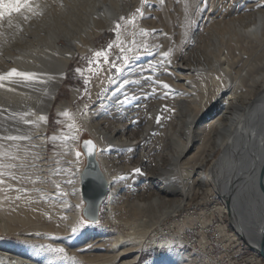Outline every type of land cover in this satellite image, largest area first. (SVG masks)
<instances>
[{
    "label": "rangeland",
    "instance_id": "374dc122",
    "mask_svg": "<svg viewBox=\"0 0 264 264\" xmlns=\"http://www.w3.org/2000/svg\"><path fill=\"white\" fill-rule=\"evenodd\" d=\"M96 1L81 0L86 9L76 10L80 13L76 18L84 20L82 23L74 26L61 20L68 31L78 36L86 32L87 19H96L105 13L116 17L113 25L96 33L92 39V49L89 50L84 41L76 50L47 114L43 143L30 138L29 133L36 131L35 127L29 130L34 126V120L24 118V113L29 102L36 107L47 97L51 82L46 76L52 75L53 62L46 57L28 55L26 49L28 44L37 41V36L48 44L54 41V36L41 35L40 31L45 30L42 27L48 25H40L42 21L35 23L32 18L46 17L42 6H38L36 15L33 9L31 12L22 10L0 21V73L3 75L15 68L21 72L39 74L37 81L26 82L21 77H14L4 81L5 85L0 87V116L13 114L15 119L20 117L23 122L30 121L24 130H12L15 125L13 120L0 124V241L19 242L11 234L25 231L38 236L46 235L47 230L52 229V224L60 220L63 225L69 224L71 228L65 225L67 230L78 229L75 236L78 247L87 248L89 245L101 252L109 248L115 237L124 231L123 226L113 225L110 207L116 209V215L121 220L136 214L146 215L149 220L180 204L185 198L182 206L161 222V233L145 240L143 245L146 248L142 249L138 264L159 258L166 252L153 248L154 241H172L176 246L180 243L176 248L192 255L195 264H264V256L239 234L244 231L232 224V215L230 219L225 206L228 203L217 193L212 182L182 183L172 173L173 162L179 157L188 166L202 163L201 176L210 174V168L222 156V149L213 148L211 140L206 139L207 135L200 128L203 129V125L213 119L217 112L191 132L188 109L169 97L170 107L166 110V101L159 97L162 90L167 89H176V94H181L190 83L196 81L198 74L193 72L196 78H190L192 73L183 68L196 69L207 64L206 44L215 38L212 33H207V29L225 27L224 32H227V27L242 21L250 13L245 6L247 0H121L119 7L113 4V10L107 12L92 10ZM62 4L70 5V2L62 0ZM138 8L139 13L136 12ZM25 16H28L27 20ZM117 23L120 24L119 29L116 28ZM184 26H188L186 35L181 33ZM51 29L60 34L55 24ZM221 33L216 35L221 37ZM104 36L108 38L105 40ZM59 37V44L67 46L66 38ZM110 44L113 47L108 50ZM100 50L108 52L110 60L121 68V72H116L111 64L103 61L99 65H89L88 61ZM165 51L169 52L167 58L163 56ZM258 52L255 54L258 64L256 75L261 77L260 83L263 84L264 53L261 48ZM125 55L129 58L127 64L123 63ZM39 59H44L45 63ZM26 60H32L36 65L31 66ZM77 69L82 71L77 72ZM175 73L190 75L180 81L174 78ZM85 81L88 83L85 84ZM18 83L20 89L12 86ZM164 84L168 87H163ZM260 88L259 85L258 90ZM25 90L33 92L36 99L30 101L31 97ZM102 102L107 105L100 106ZM61 103H67L68 108L63 114H58L57 107ZM88 120L96 130L98 125L105 123L107 135L98 139L90 130ZM114 129L117 133L111 135ZM73 130L79 134L77 147L74 141L77 135L73 134ZM10 136L22 139H7ZM87 139L97 144L98 157L99 154L105 155L104 167L113 173L115 186L118 187L117 195L113 196V187L109 185L97 223H90L84 218L82 212L86 204L76 183L79 180L81 190L80 175L86 162L81 142ZM39 152L44 154L40 162ZM77 152H80L79 158L83 160L79 179L74 169ZM99 162L103 170L101 157ZM136 168L141 169L139 174L133 172ZM1 171L6 172L2 174ZM238 187L240 204L245 184L240 182ZM37 188L42 192L41 198L49 215L40 228L33 227L32 222L37 212L31 205H26L35 200L34 190ZM4 206L12 208L11 215L4 213ZM22 219L31 222L20 221ZM199 225L206 229L196 227ZM44 227L47 229H42ZM246 230L250 234L256 232L254 228ZM99 235L105 237L101 245L97 242ZM252 236L256 243L262 241L255 234ZM50 242L54 244L52 240Z\"/></svg>",
    "mask_w": 264,
    "mask_h": 264
},
{
    "label": "bare ground",
    "instance_id": "6f19581e",
    "mask_svg": "<svg viewBox=\"0 0 264 264\" xmlns=\"http://www.w3.org/2000/svg\"><path fill=\"white\" fill-rule=\"evenodd\" d=\"M67 1L70 2V5H63L62 0H33L32 9L35 12L34 15H36L38 6H42L46 16L45 18H42V16H34L32 17L33 20L36 21L35 23L42 21L43 23H39L40 25H48L47 27H42L45 30H41L40 34L46 33L47 35L54 36V41L52 40L50 44L41 41L39 36H37V41L28 44L26 49L28 55L38 58L46 57L52 59L53 62L51 64L53 73L50 76H46L51 82V88L46 92L47 97L36 107L29 102L26 107L27 111L24 113V115L27 113L24 118L31 117L34 120V126L30 127L29 130L33 127L36 130L28 135L31 139L35 138L36 141L41 140L42 143L46 134L47 114L55 102L56 93L63 84L67 67L76 50H79L81 45L84 44V41L88 44L87 48L89 50L92 49L94 46L92 39H94L96 33L104 28H109L114 24L116 18L111 16L110 13H105L106 15H102L96 19L90 16L91 19H87L86 21L88 26V28H85L86 32L75 36L74 32L67 30L61 23V20L75 24L74 26L82 23L84 20L76 18L80 14L76 10H85L86 6L81 4V0ZM120 1L97 0L92 10L96 12H107L108 10H113V4L119 7ZM245 2H247L246 5L244 4L246 9L250 11L248 16H253L254 18L250 19L248 16H245L242 21L234 22L235 24L227 27V32H224L226 29L223 28L225 27H221L222 29H215L213 27L207 29V33H212L215 36L211 43L208 42L206 44L207 64L196 69L183 68V70L192 73L190 78H196L193 72L198 74L196 81L189 85L187 82L188 87L181 94L177 95L176 89H167L162 90L163 93L159 97L162 98V101H166L167 104L164 103L166 109L170 107L169 97H173L176 104L179 103V105L188 109L191 115L189 126V131L191 132L193 129L199 127L200 123H203L213 113L217 112V115L213 119L208 120L206 122L207 124L203 125V129L200 128V131H204L207 135L206 139L211 140L213 148L217 147L218 149H222V156L210 168V174L208 176H201L200 173L203 169L202 163L198 162L193 166H188L179 157L173 162L172 173L177 177L176 180L182 183L191 182L195 184L199 182L201 184L204 180L212 182L215 189H217V193L223 196L224 202L227 201L228 203V205L225 203V206L229 214L232 215V224L241 231H244L242 233L239 232V234L243 239L250 242L256 251L264 254V83H260L261 77L256 75L258 72V64L256 61L257 56H255V54H259L258 51H260V48L264 53V0H247ZM88 11L90 12V10ZM256 22L257 24L254 26ZM54 24L60 34H57L51 29ZM187 28L188 26H184L181 31L182 35H186ZM217 33H221L222 36H217ZM56 35L58 37H55ZM59 36L66 38L67 46L59 44ZM39 60L44 62V59ZM26 62L31 66L36 65L32 60H26ZM190 73H175L174 78L176 77L178 80L183 81L185 80L184 77H189ZM0 75L2 74L0 73ZM18 81L20 82V80ZM259 85L261 87L260 90H258ZM12 86L18 89L21 87L19 83L13 84ZM25 92L29 93L31 97L30 101L36 99L33 92L29 90H25ZM124 100L127 102V98ZM203 102L204 105L202 106ZM103 105H107V103ZM67 108V103H61L57 107V113L63 114ZM40 116H44L45 119L40 120ZM14 119L13 114H1L0 124L3 123L4 125L13 120L15 125L12 130L26 129L28 123L23 122L20 117ZM88 121L91 126L90 130L98 139L107 135L108 132L106 131V126H104L105 123L98 125L96 130L90 120ZM101 127L104 129L102 130ZM76 131L73 130L74 135ZM116 133L114 129L111 135H115ZM76 135L77 137L74 140L75 147H77L79 142V134L77 133ZM43 156L44 154L39 152V162L42 158L44 159ZM100 157L103 160L102 164L104 167L105 155L99 154L98 162L100 161ZM82 165V157L79 159L76 158L74 169L78 179ZM103 170L102 172H104L103 175L107 183L106 195L109 185H111L114 190L113 196H116L118 187L115 186L113 180L115 176L105 167ZM5 172L1 171L2 174ZM240 182L245 184V190H242V197L239 204L237 191ZM76 183H78L77 189L80 193L79 180ZM260 185H262V188H260ZM34 191L35 200L31 203L28 201L29 203H26V205H31L32 209L37 212L32 222H34L33 227L37 226L40 228L48 220L49 215L46 212L47 208L41 198L42 192L40 188ZM184 199H182L180 204L172 206L173 208H169L163 211V213L161 212V214L158 213L159 215H155L153 218L149 216V220L146 219V215L140 216L138 214L128 216V219L121 220L116 215V209L110 207L109 214L113 225L123 226L124 231L115 237L109 248L101 252L95 251L96 248H90L89 245L87 248L89 247L90 249L78 247L76 245L77 234L73 235L71 229L67 230L65 228L67 227L65 225H68L69 228V224L63 225L62 222L60 223V220H56L52 224V229L50 228V231L47 230L48 234L46 235L38 236L31 231L11 234L19 242L5 243L0 241V264H136L142 249L146 248V245H143L145 240L149 236H155V234L161 233V222L168 216L174 214L182 206L183 202H185ZM22 208L24 210V207ZM4 209L3 211L6 214L11 215L13 212L11 207L4 206ZM20 221L31 222L27 219ZM196 227L206 229L201 225ZM249 228H254L256 232L253 231V233L250 230L252 234L250 232L248 233L246 229ZM42 229L46 230L47 228L44 227ZM253 234L262 241L256 243L252 236ZM99 236L100 238H98L97 242L101 245V242L103 243L105 241V237L103 235ZM50 240L53 241L54 246ZM179 244L177 245L178 248ZM177 246L172 241H154L153 248L164 249L166 252L161 257L149 259L142 264L196 263L192 255L186 251L178 250L176 248ZM54 248H64L65 251L64 253H57L52 251Z\"/></svg>",
    "mask_w": 264,
    "mask_h": 264
},
{
    "label": "snow or ice",
    "instance_id": "6c2138e0",
    "mask_svg": "<svg viewBox=\"0 0 264 264\" xmlns=\"http://www.w3.org/2000/svg\"><path fill=\"white\" fill-rule=\"evenodd\" d=\"M33 8V0H0V21H3L5 17L11 16L13 13H21L22 10H26L31 12ZM136 12H140V9H136ZM25 20L28 19V16L24 17ZM121 19H124L121 17ZM9 25H11V21H9ZM116 28H120V24H116ZM113 46L110 44L108 45V50H111ZM163 56L167 58L169 56V52L165 51L163 53ZM103 61L105 64H111V67L115 69L116 72H121V68L116 65V63L112 62L108 56V52L106 50H100L96 51L94 53V56L91 60L88 61L89 65L92 64H97L99 65L100 62ZM129 62V58L125 55L123 57V63L127 64ZM77 72H81V69H77ZM14 77H21L23 78L24 81L26 82H33L37 81L39 79V74L34 73V72H21L18 71L17 69L13 68L10 71H8L6 74L0 75V87H3L4 81H10ZM159 83V80L157 79L156 81ZM88 81H85V84H87ZM163 87L167 88L168 85L164 84ZM167 110V109H166ZM27 115V113L25 114ZM67 115V113H65ZM44 116H40V120H44ZM30 121H25V123H29ZM9 140H16V139H22L20 137H15V136H10L7 137ZM74 139V138H73ZM85 146L88 147V155L92 156L94 155L93 149L95 148V145L93 144V141L91 140H86ZM77 158L80 156V152L76 153ZM134 173L139 174L141 172L140 168L133 169ZM2 183V181H0ZM78 229L73 228L72 233L75 235L77 233ZM52 251L57 252V253H64L65 249L64 248H54Z\"/></svg>",
    "mask_w": 264,
    "mask_h": 264
},
{
    "label": "water",
    "instance_id": "95a60500",
    "mask_svg": "<svg viewBox=\"0 0 264 264\" xmlns=\"http://www.w3.org/2000/svg\"><path fill=\"white\" fill-rule=\"evenodd\" d=\"M93 141L92 139H88ZM86 140L81 142V147L85 155V166L80 175L81 196L85 202L83 216L88 222L96 223L99 220L100 206L106 196L107 183L103 175L100 163L98 162V146L93 141L95 148L94 155H88V147L85 146ZM231 219V215H229ZM264 256L263 253L259 252Z\"/></svg>",
    "mask_w": 264,
    "mask_h": 264
},
{
    "label": "trees",
    "instance_id": "16d2710c",
    "mask_svg": "<svg viewBox=\"0 0 264 264\" xmlns=\"http://www.w3.org/2000/svg\"><path fill=\"white\" fill-rule=\"evenodd\" d=\"M108 38V36H104V39L106 40Z\"/></svg>",
    "mask_w": 264,
    "mask_h": 264
},
{
    "label": "built area",
    "instance_id": "2783aa9c",
    "mask_svg": "<svg viewBox=\"0 0 264 264\" xmlns=\"http://www.w3.org/2000/svg\"><path fill=\"white\" fill-rule=\"evenodd\" d=\"M194 213H196V209H195V212Z\"/></svg>",
    "mask_w": 264,
    "mask_h": 264
}]
</instances>
